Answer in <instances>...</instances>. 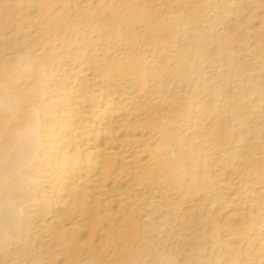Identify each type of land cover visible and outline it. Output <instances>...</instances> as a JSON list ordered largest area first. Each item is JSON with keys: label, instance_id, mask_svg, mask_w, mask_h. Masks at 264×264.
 Returning <instances> with one entry per match:
<instances>
[{"label": "bare ground", "instance_id": "1", "mask_svg": "<svg viewBox=\"0 0 264 264\" xmlns=\"http://www.w3.org/2000/svg\"><path fill=\"white\" fill-rule=\"evenodd\" d=\"M0 264H264V0H0Z\"/></svg>", "mask_w": 264, "mask_h": 264}]
</instances>
